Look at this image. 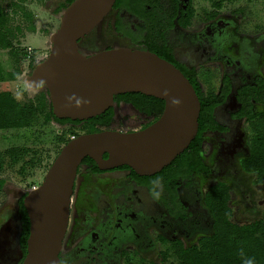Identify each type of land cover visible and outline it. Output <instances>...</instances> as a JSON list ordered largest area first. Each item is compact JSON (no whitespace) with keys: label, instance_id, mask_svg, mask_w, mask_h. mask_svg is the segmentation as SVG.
<instances>
[{"label":"flooded vegetation","instance_id":"flooded-vegetation-1","mask_svg":"<svg viewBox=\"0 0 264 264\" xmlns=\"http://www.w3.org/2000/svg\"><path fill=\"white\" fill-rule=\"evenodd\" d=\"M70 1L59 0V8L64 11L72 3ZM131 1L135 4L134 9L130 6V0H116L113 9L105 17L113 15V30L119 40L85 55L123 47L149 50L151 40H164V48L154 41L162 48V53L172 59L184 75L195 70L199 78L198 66L182 62L178 56L187 50L200 52L207 62L218 63L220 67V83L214 96L225 86L224 81L229 82L231 93L222 105L237 107L231 114L232 119L247 120L245 117L233 116L242 107L237 96L238 90L255 86L264 78L250 61L244 57H234L229 52L228 43L233 37L229 29L233 28V23L220 18L218 14L211 15L206 19L205 29L201 25L193 31L190 30L193 26V0H145L146 4L138 0L136 3ZM136 10H141L144 15ZM243 47L246 48L245 44ZM236 79L239 80L238 86L234 85ZM121 102L136 109L125 100ZM109 110L113 111L114 119V107ZM136 110L143 118L141 127L116 131L138 132L160 117ZM225 127V132H206L226 134L229 129ZM109 129L114 130L111 126ZM203 148L204 138L198 156L193 155L188 147V153L184 151L161 172L151 176L138 175L128 166L100 170L97 165L82 164L71 197L69 223L60 253L61 264H128L137 256L186 249L190 242L199 243L201 237L214 230L212 213L204 215L197 208L206 207L207 194L200 189V179L210 174V166L202 158ZM158 180L161 187L155 184ZM219 183L224 182L210 187ZM153 191L161 192L158 199L153 196ZM190 194L196 198L194 202ZM21 197L17 205L3 216L4 222L0 228L9 226L11 243L6 253L0 255V264H21L23 261L19 245L21 229L18 231L16 227L18 222L21 225ZM17 236L18 246L14 244Z\"/></svg>","mask_w":264,"mask_h":264},{"label":"rangeland","instance_id":"rangeland-1","mask_svg":"<svg viewBox=\"0 0 264 264\" xmlns=\"http://www.w3.org/2000/svg\"><path fill=\"white\" fill-rule=\"evenodd\" d=\"M18 0H0V7L8 16L12 30V46L0 49V92L9 91L21 104L33 107L35 119L30 126L0 130V151L6 160L5 169L0 172L4 180L0 189V227L3 216L14 208L19 198L38 187L59 155L62 148L73 138L93 130H102L88 122L80 124H60L50 117L51 100L46 87L32 90L27 85V77L35 66L45 60L51 49L50 36L59 28L62 9L59 0H24L16 9ZM193 18L190 30L201 26L205 29L207 17L219 15L233 23L229 29L232 39L228 43L229 52L234 57H244L250 61L258 74L264 78V0H193ZM113 15L83 38L80 48L84 54H91L104 46L119 40L113 30ZM245 44V49L243 45ZM244 49V50H243ZM239 50V51H238ZM243 50V51H242ZM178 60L198 66L199 80L208 98L218 92L221 71L218 63H209L200 52L187 50ZM238 79L234 85L238 86ZM20 94L17 99L16 94ZM116 99L115 116L111 125L114 130L141 127L143 118L131 105ZM258 117L254 120H234L231 114L237 107L228 104L216 109L217 120L228 127L226 134L206 132L204 134L203 160L210 166V174L201 176L200 189L203 193L210 186L224 182L228 186V206L232 224L246 225L263 220L264 223V181L255 172H248L243 161L250 156L251 144L257 134H264V87L254 102ZM150 120V119H149ZM10 153V156L7 154ZM210 187V188H209ZM193 202L196 198L190 194ZM206 205V198H205ZM207 215L210 208L197 206ZM196 210V209H195ZM214 230L204 238L212 237ZM18 231L21 225L18 222ZM18 237V236H17ZM190 242L186 249L198 246ZM18 246V238L14 239ZM128 264H178L179 251L154 253L136 257Z\"/></svg>","mask_w":264,"mask_h":264},{"label":"water","instance_id":"water-1","mask_svg":"<svg viewBox=\"0 0 264 264\" xmlns=\"http://www.w3.org/2000/svg\"><path fill=\"white\" fill-rule=\"evenodd\" d=\"M115 3L74 0L50 36L49 56L35 66L27 85L38 90L37 82H44L53 115L60 120L88 121L114 107L116 96L128 93L163 100L164 111L141 131L86 133L62 148L42 184L23 199L30 234L26 256L20 251L21 264H61L75 180L86 158L100 170L128 166L138 175L151 176L170 165L198 135L200 98L173 63L142 48L123 47L92 55L80 51V41L103 22ZM69 97L75 98L70 102ZM174 98L180 100L179 105L173 104ZM10 232L9 226L0 228V255L11 243Z\"/></svg>","mask_w":264,"mask_h":264},{"label":"trees","instance_id":"trees-1","mask_svg":"<svg viewBox=\"0 0 264 264\" xmlns=\"http://www.w3.org/2000/svg\"><path fill=\"white\" fill-rule=\"evenodd\" d=\"M74 0L70 1L73 2ZM135 3L137 0H134ZM145 2V0H138ZM24 0H18L12 6L16 9L20 8ZM130 6L135 8L134 2L130 0ZM21 4V5H20ZM146 4V2H145ZM20 5V6H19ZM139 14L144 15L141 10H136ZM12 30L8 25V16L0 7V49H7L12 46ZM161 44L164 48V40H154ZM151 40L149 50L156 53L174 64L172 59L162 53V48L157 46ZM1 74V72H0ZM185 76L193 84L201 101V112L199 117V132L196 139L189 146L193 155L198 156V152L202 150L203 134L206 131L225 132L227 128L220 124L215 117V109L222 105L228 95L231 93V85L225 82V86L220 92L212 97L205 96L201 82L195 70ZM264 80L261 79L257 85L242 87L238 90V100L242 107L234 117H245L248 121L254 120L258 114L254 110L253 102L257 101L259 89L262 88ZM118 100H125L131 103L139 111L153 116H161L165 108V102L155 97L146 96L142 93H128L117 96ZM35 110L33 107L21 105L9 91L0 92V130L24 128L30 126L35 119ZM49 115L53 120L60 124L72 123L80 124V121H71L69 119H57L53 115L52 106ZM113 119V111L109 110L106 114H102L88 122L95 127L104 129L110 128ZM103 130V129H102ZM101 130H93L89 133L99 132ZM184 153H188V149ZM10 156V153L7 152ZM189 155V154H188ZM107 155H105V158ZM180 157V156H179ZM190 157V155H189ZM179 159V158H178ZM185 160V158L183 159ZM182 160V161H183ZM180 161V160H179ZM181 161V164H182ZM83 164L96 163L91 158H86ZM6 167L5 155L0 151V172ZM243 167L248 172H255L256 175L264 181V134H257L252 141L250 156L243 161ZM208 170V169H206ZM4 180H0V189ZM27 192L22 195L19 205L21 210V235L19 237V245L24 253L27 254V240L30 234V221L27 211L23 204V199ZM206 205L210 208L215 219V234L212 237L204 238L198 246L189 249H179L178 264H245V260L253 258L255 264H264V223L263 220L246 225L232 224L228 221L231 211L228 206V186L225 183H219L213 186L207 193Z\"/></svg>","mask_w":264,"mask_h":264},{"label":"clouds","instance_id":"clouds-1","mask_svg":"<svg viewBox=\"0 0 264 264\" xmlns=\"http://www.w3.org/2000/svg\"><path fill=\"white\" fill-rule=\"evenodd\" d=\"M43 86H44V82L43 81H38L37 82V87H41L42 88ZM16 97H17V99H20V94L17 93L16 94ZM74 98L75 97H69L68 99L71 102V100L74 99ZM172 102L175 105H179L180 104V100L179 99H176V98H174ZM80 103H81V101L79 99H77V105H79ZM155 184H156L157 187H161V182L159 180L156 181ZM160 195H161V192L160 191H153V196L155 198L158 199L160 197ZM245 264H255V261H254L253 258H248V259L245 260Z\"/></svg>","mask_w":264,"mask_h":264}]
</instances>
